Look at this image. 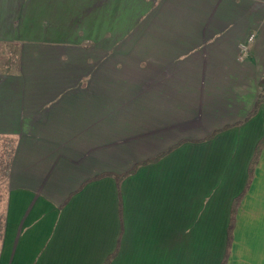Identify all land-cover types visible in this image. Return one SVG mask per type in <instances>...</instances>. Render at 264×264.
<instances>
[{
	"label": "crops",
	"instance_id": "0c3cea01",
	"mask_svg": "<svg viewBox=\"0 0 264 264\" xmlns=\"http://www.w3.org/2000/svg\"><path fill=\"white\" fill-rule=\"evenodd\" d=\"M263 72L264 0H0V264H264Z\"/></svg>",
	"mask_w": 264,
	"mask_h": 264
},
{
	"label": "trees",
	"instance_id": "16d2710c",
	"mask_svg": "<svg viewBox=\"0 0 264 264\" xmlns=\"http://www.w3.org/2000/svg\"><path fill=\"white\" fill-rule=\"evenodd\" d=\"M259 85H260V93H259V95H258V97H257L256 103H255L253 109L251 110L249 116L252 115V114L256 111V108L258 107V105H259L261 102L264 101V94H263V93H264V72H263V74H262V76H261V79H260V81H259ZM179 143H180V142H179ZM177 144H178V143H177ZM177 144H175V145H173V146L167 148L166 150H164V151L158 153L157 155H155V156H153V157H151V158H149V159H147V160H144V161L140 162L139 164L134 165L133 167H131V169H129L128 171H126V172H124V173H121V174H114V176H115V178H116V180H117V185H119L120 180H121L124 176H126V175H128V174L134 172L138 165H140V164H144V163H147V162H153V161L158 160V159L161 158L163 155H165L166 153H168V152H169L174 146H176ZM263 146H264V136H263V138H262L261 140L258 141V143H257V145H256V147H255V151H254L253 157H252V159H251V161H250L249 169H248V172H249V179H250V177H251L252 171H253V169H254V166H255V164H256V162H257V159H258V156H259V153H260V151H261V149H262ZM246 187H247V186H246ZM243 193H244V192H242L241 194H239L238 196H236V197L233 199V202H232V205H231L230 220H229V231H228V241H229V242H230V238H231V230H232V227H233V222H234V216H235L236 208H237V206H238V204H239V202H240V199H241ZM225 259H226V256L223 258L221 264H224V263H225ZM108 263H109V258H107L103 264H108Z\"/></svg>",
	"mask_w": 264,
	"mask_h": 264
},
{
	"label": "rangeland",
	"instance_id": "374dc122",
	"mask_svg": "<svg viewBox=\"0 0 264 264\" xmlns=\"http://www.w3.org/2000/svg\"><path fill=\"white\" fill-rule=\"evenodd\" d=\"M10 149V139L8 138H0V199H3L5 192V184L4 183V175L1 174L3 167H5L6 160L8 157V151ZM1 207L0 203V222H1Z\"/></svg>",
	"mask_w": 264,
	"mask_h": 264
},
{
	"label": "built area",
	"instance_id": "2783aa9c",
	"mask_svg": "<svg viewBox=\"0 0 264 264\" xmlns=\"http://www.w3.org/2000/svg\"><path fill=\"white\" fill-rule=\"evenodd\" d=\"M254 38H255V34L254 33H251V34H249L247 36L245 42H241L239 44V48H240V51H241V54L239 56V59H242V58L245 57V55L247 53V50H248V47H249L250 43H252L254 41Z\"/></svg>",
	"mask_w": 264,
	"mask_h": 264
}]
</instances>
